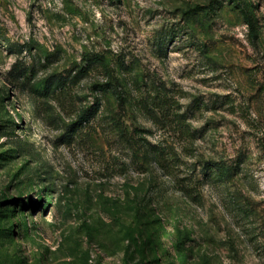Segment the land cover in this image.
<instances>
[{"label":"rangeland","instance_id":"1","mask_svg":"<svg viewBox=\"0 0 264 264\" xmlns=\"http://www.w3.org/2000/svg\"><path fill=\"white\" fill-rule=\"evenodd\" d=\"M0 264H264V0H0Z\"/></svg>","mask_w":264,"mask_h":264},{"label":"trees","instance_id":"2","mask_svg":"<svg viewBox=\"0 0 264 264\" xmlns=\"http://www.w3.org/2000/svg\"><path fill=\"white\" fill-rule=\"evenodd\" d=\"M246 20H247V22H248V24H249V26H250V28H251V32H252V29H253V23H252V20H251L250 16H248ZM102 91H106V89L103 88Z\"/></svg>","mask_w":264,"mask_h":264}]
</instances>
